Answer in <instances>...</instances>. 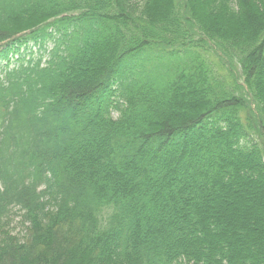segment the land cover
I'll list each match as a JSON object with an SVG mask.
<instances>
[{"label":"trees","instance_id":"trees-1","mask_svg":"<svg viewBox=\"0 0 264 264\" xmlns=\"http://www.w3.org/2000/svg\"><path fill=\"white\" fill-rule=\"evenodd\" d=\"M3 60L0 264H264V0H0Z\"/></svg>","mask_w":264,"mask_h":264},{"label":"rangeland","instance_id":"rangeland-1","mask_svg":"<svg viewBox=\"0 0 264 264\" xmlns=\"http://www.w3.org/2000/svg\"><path fill=\"white\" fill-rule=\"evenodd\" d=\"M48 46L51 49L53 44L50 43V44H48ZM206 56H207L206 58H208V60H210L211 63L214 64V66H215V68H217V70H221L216 64L218 62V59L214 55L208 53V54H206ZM14 218H17V219H16V222L13 226L15 227V232L18 233L21 230L19 223H17V221L19 220V217H14Z\"/></svg>","mask_w":264,"mask_h":264}]
</instances>
